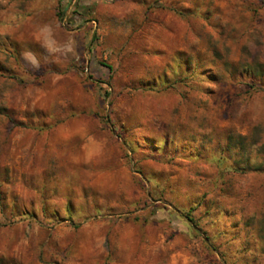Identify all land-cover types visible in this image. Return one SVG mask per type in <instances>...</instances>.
<instances>
[{
  "label": "rangeland",
  "instance_id": "obj_1",
  "mask_svg": "<svg viewBox=\"0 0 264 264\" xmlns=\"http://www.w3.org/2000/svg\"><path fill=\"white\" fill-rule=\"evenodd\" d=\"M61 3L0 0V264H264V0Z\"/></svg>",
  "mask_w": 264,
  "mask_h": 264
},
{
  "label": "trees",
  "instance_id": "obj_2",
  "mask_svg": "<svg viewBox=\"0 0 264 264\" xmlns=\"http://www.w3.org/2000/svg\"><path fill=\"white\" fill-rule=\"evenodd\" d=\"M62 6L61 0H60V7ZM58 17H60L61 20H63V14L61 12L58 13ZM189 222H193L191 218H188Z\"/></svg>",
  "mask_w": 264,
  "mask_h": 264
}]
</instances>
